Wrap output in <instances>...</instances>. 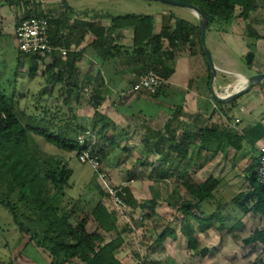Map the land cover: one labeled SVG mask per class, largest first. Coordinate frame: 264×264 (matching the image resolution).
<instances>
[{"label":"trees","instance_id":"trees-1","mask_svg":"<svg viewBox=\"0 0 264 264\" xmlns=\"http://www.w3.org/2000/svg\"><path fill=\"white\" fill-rule=\"evenodd\" d=\"M182 1L201 8L208 19V30L217 25L225 28L236 18L246 20L251 11L256 9V5L249 3L237 15L235 0ZM69 8L73 10L72 7ZM30 16H46L49 19L51 43L66 49V55H58V51L50 54H25L20 51L19 63L21 65L28 60V72L32 78L38 74V62L42 61L44 65V86L33 95L35 101L32 106L23 105L28 97L24 90L21 91L16 86L9 94L0 87V202L11 210L20 231L28 232L30 240L49 253V264H74L76 260L82 264H124L116 252L123 242V232L127 226L118 228L116 212L110 210L102 199L104 195H109L104 185L96 184L101 198L91 210V216L98 225L94 231L88 229V217L73 220L77 200L68 194L67 188L71 187L70 180L74 174V169L70 166L71 159L75 156L79 159L81 150L89 146L81 145L79 140L87 128L91 127L99 136L93 152L99 156L102 164L116 148H129L127 145L121 146L118 135L111 138L106 135L109 129L116 130V125L98 110L90 126L80 119L78 106L83 99V84L80 80L81 71L76 63L79 58L71 50L73 40L69 36H62L53 28L55 24L60 26L61 20L39 10L28 12L22 18ZM95 16L99 19L109 18L111 26L106 27L100 21L92 22L88 30L81 31V36L87 31L94 33L96 37L92 46L101 55L107 54L112 47H119L117 44L111 46L107 30L132 27V55L150 59L144 72L155 70L166 79L174 70L165 61L174 58L175 54L164 50V39H168L173 46L180 42L192 48L197 39L201 45V30L197 18L193 22L174 15L165 16V24L157 33L153 14L96 13ZM246 32L252 40L264 37V34L250 25L246 27ZM253 44V41L249 42V45ZM47 56L52 57V62L45 63ZM247 57L252 65L254 52H249ZM94 98L97 99V104L101 103L98 93L94 92ZM154 136L156 140L153 139ZM244 140L243 135L218 124L189 129L178 137L169 122L165 131H156L145 138L148 151L159 158L158 167L144 158H138L137 162L150 166L160 177H170L176 174L175 169L168 167L171 161L201 160L205 151L217 152L220 147L241 150ZM42 141L54 146L55 150L47 151ZM252 170L247 174L248 190L237 192L231 202H221L216 198L215 192L221 180L215 175L211 174L199 181L180 170L181 185L185 191L174 189L165 198L166 204L177 213L160 233V238L176 239L178 231L171 224H180V231L187 240L188 248L195 255L201 256L208 255L211 250L208 246H202L199 232L215 228L220 232L226 230L239 239L246 224L234 221L229 216L228 205H236L242 210L248 203H252L251 210L264 212V185L258 182L256 171ZM122 188L126 192L124 200L131 209L144 206L148 209L146 217L158 215L156 198L140 202L130 186ZM111 232H117V236L107 240L105 234ZM243 242L246 246L261 244L264 247V228L254 229L243 238ZM253 264L263 263L256 261Z\"/></svg>","mask_w":264,"mask_h":264},{"label":"rangeland","instance_id":"rangeland-1","mask_svg":"<svg viewBox=\"0 0 264 264\" xmlns=\"http://www.w3.org/2000/svg\"><path fill=\"white\" fill-rule=\"evenodd\" d=\"M13 0H0V5L9 4ZM19 2L21 0H18ZM33 1L35 7L42 9L43 5H48L46 0H30ZM65 10V15H70L69 6H73L77 13L88 12L93 13H146L156 15L165 8H179L180 6L166 4L160 1L148 0H58ZM236 14L239 15L244 7L249 3L256 5V9L252 10L249 18L243 20L236 18L237 29L241 36L245 35L248 41L244 46L245 59L237 57V69L246 75H251L252 66H264V37L252 40L246 32L248 25L254 27L259 33L264 34V0H235ZM65 5V7H64ZM25 3L12 4V11L0 13V87L5 89L9 94L16 88L25 91L28 95L23 105L32 106L35 101L33 95L36 94L44 86V78L42 72L44 65L38 62L37 76L31 77L28 69V60L23 64L19 63L20 50L17 46L16 36L13 32V14L21 10ZM188 11H191L188 9ZM13 12V13H12ZM69 13V14H67ZM22 13L21 18L24 17ZM197 17V16H196ZM198 19V17H197ZM20 21V19H19ZM217 27H219L217 25ZM245 31L246 34L241 33ZM243 34V35H242ZM253 41V45L249 42ZM253 51L252 65L249 64L248 53ZM214 52V51H213ZM87 72L86 68H83ZM85 76V75H84ZM240 75H233L237 81ZM17 79V83H16ZM246 80V79H245ZM245 82V81H244ZM122 85L120 91H111V96L119 108L125 105V99L133 96L127 84ZM245 85V84H244ZM88 83L83 84V99L78 108L82 121L89 123L98 110L101 114L106 115V108H101V104H97L94 98V91L90 89L86 91ZM124 89V90H123ZM143 102L134 100L128 110L142 109ZM147 105V104H146ZM148 106V105H147ZM108 116V115H106ZM112 121L111 118H109ZM138 120H135L129 127L132 131V138L123 139L121 134H109V137L118 135L121 146H128L129 150L116 148L109 157V160L103 162V168L108 173L107 181L116 187L130 186L134 196L140 202L144 199L156 198L158 205L156 207L158 215L145 216L148 209L144 206L137 209L118 206L109 195L102 197L110 210L116 212L118 216V228L127 226L123 232V242L117 250L116 255L124 264H253L254 262H262L264 264V247L261 244L246 246L243 238L247 237L256 228H264V212L251 210L252 203H248L245 209L240 210L236 205H228L229 216L234 221H244L245 229L240 232L239 239L226 230L220 232L215 228L209 229L207 232H199V239L202 246H208L210 252L206 256L195 255L188 248L187 240L180 231V224L173 223L178 235L176 239L168 237L165 240L160 238V233L164 228L173 221L176 210L169 207L164 201L165 198L174 190L185 191L181 185L179 173L185 171L189 175L194 176L199 181H203L212 171L205 170V153L201 160H187L179 162L176 159L171 161L168 167L175 169V175L170 177H160L154 173L150 166L142 165L137 162L138 158L148 159L156 167L159 165L158 156L150 153L144 143L143 138L152 134L145 128H140ZM91 125V124H90ZM89 125V126H90ZM116 129L118 124L115 123ZM124 127H128L125 124ZM112 130L109 129V131ZM115 130V129H114ZM107 135V133H106ZM122 136V137H121ZM152 142V141H151ZM47 151L55 150V147L41 142ZM163 166V164H160ZM70 166L74 169V174L70 180L71 187L67 188L69 195L77 200L76 214L73 220L79 217H88L89 231L97 228V223L91 216V210L95 203L101 198L100 191L97 188L98 183H104L98 177V173L89 163H82L77 156L70 161ZM246 164L239 170L230 169L226 172V180L220 184L215 192L216 198L221 202H231V199L237 192L247 191L249 182L247 180ZM181 170V172H180ZM213 173L218 174L217 170ZM101 181V182H100ZM101 185V184H100ZM102 186V185H101ZM22 231L14 221L11 210L0 202V264H49L50 256L46 250L39 248L33 241L28 240L24 247H18L22 239ZM107 240H111L117 236V232L105 234ZM74 264H82L76 260Z\"/></svg>","mask_w":264,"mask_h":264},{"label":"crops","instance_id":"crops-1","mask_svg":"<svg viewBox=\"0 0 264 264\" xmlns=\"http://www.w3.org/2000/svg\"><path fill=\"white\" fill-rule=\"evenodd\" d=\"M46 1L48 5H43L42 9L39 10L33 1L21 0L19 2L13 0L9 4L2 3L0 13L12 11V4L25 3L21 10L14 12L15 17L13 14L14 35L22 13L26 15L28 12L33 13L35 10H39L43 14L52 15L61 20L60 26L55 24L53 28L58 30L62 36H69L73 40L71 50L76 52L79 58L76 63L81 71L80 80L82 84L88 83L92 88L86 87L89 90L93 89L95 93L101 96V108H106V115L118 124L116 130L112 129L107 132L108 137L110 133H116L121 134L123 139H131L134 135L131 134L129 125L133 124L135 120H138L140 128H145L154 134L156 131H165L166 124L170 122L178 137L189 129L198 128L202 125L218 124L222 128H228L243 135L245 138L244 147L241 150L235 147H220L217 152L205 151V170L212 171L209 175H215L223 183L226 180V172L230 169L232 171L239 170L246 164L245 174H249L251 169L253 172L256 170L259 149L264 145V81L229 103H221L212 96L210 67L198 39L192 48L188 44L180 42L173 46L168 39H164V50L172 51L175 54L174 58L165 61L168 66L173 68V74L156 95H151L145 91L135 92L132 90V83L136 80V75L144 72V67L150 62V59L132 55L133 28L107 30L106 34L111 40V46L117 44L119 47H112L103 56L92 46L96 37L95 34L87 31L82 37L81 31L88 30L90 23L98 21L109 27L111 26L109 18L99 19L95 16L96 13H77L73 6H71L73 8L71 14L65 15V10L62 9L63 7L58 0ZM188 9L180 6L178 9L165 8L162 12L156 13L154 15L155 31L157 33L161 31L165 24L164 17L168 15L196 22V15L191 9H189L191 11ZM236 27L235 19L225 28L212 26L207 33L208 45L218 68L215 89L220 94L225 93L227 87H229L230 92L237 91L235 89L245 84L242 78L245 79L248 76L237 69V57H245V44H248V41L243 35L246 34L245 31H241L243 33L241 36ZM58 55H61L60 51H58ZM39 62L42 64V61ZM50 62H52V57L47 56L45 63ZM252 67L255 71L251 75L264 71V66L261 64ZM83 68L87 69L85 76L83 75ZM237 74L242 78L239 76L240 79L235 81L233 75ZM125 84L133 96H128L125 99V105L119 108L111 96V91H120L122 85L126 87ZM134 100L143 102L140 106L142 109L139 108L135 111L127 109V107H131ZM93 120L91 119L87 124H92ZM125 124L128 127H124ZM149 136L151 134L143 138L144 145L145 138H149ZM153 139L156 140V137L154 136ZM145 147L148 150L146 145ZM213 170H217L218 174L213 173ZM21 234L22 239L18 247H24L26 242L30 240L28 232H21Z\"/></svg>","mask_w":264,"mask_h":264},{"label":"built area","instance_id":"built-area-1","mask_svg":"<svg viewBox=\"0 0 264 264\" xmlns=\"http://www.w3.org/2000/svg\"><path fill=\"white\" fill-rule=\"evenodd\" d=\"M17 46L22 53L25 54H50L53 51H60L65 57L66 49L54 46L50 38V22L46 16H30L21 18L15 30ZM167 79L156 72L149 70L147 72L136 75V80L132 83V90L135 92L145 91L151 95L159 93L161 88L167 83ZM88 91V87L85 88ZM229 87L226 88L222 95H230ZM239 121V119H237ZM99 139L98 134L91 127L87 128L79 137L81 145H89L81 150L79 160L82 163H89L93 169L98 172V177L104 183L106 192L116 205L127 207L128 204L124 200L126 192L123 186L116 187L111 185L108 179V173L103 168V164L99 160V156L93 152V147ZM258 162L256 167V176L259 183L264 185V145L260 147L257 156Z\"/></svg>","mask_w":264,"mask_h":264},{"label":"water","instance_id":"water-1","mask_svg":"<svg viewBox=\"0 0 264 264\" xmlns=\"http://www.w3.org/2000/svg\"><path fill=\"white\" fill-rule=\"evenodd\" d=\"M148 1H160L170 5L181 6L185 8L191 9L194 14L198 17L199 20V27L201 30V46L203 49V53L206 57V60L210 67V90L212 96L221 103H229L230 101L234 100L235 98L239 97L243 93L249 91L255 85L264 81V71L249 75L246 78V84L243 88L232 92L230 95H222L217 92L215 89V79L217 74V66L215 64L211 49L208 45L207 33H208V19L206 14L201 10V8L193 3L185 2L182 0H148ZM231 86V84H230Z\"/></svg>","mask_w":264,"mask_h":264},{"label":"bare ground","instance_id":"bare-ground-1","mask_svg":"<svg viewBox=\"0 0 264 264\" xmlns=\"http://www.w3.org/2000/svg\"><path fill=\"white\" fill-rule=\"evenodd\" d=\"M242 76H243V75H242ZM240 77H241V76H240ZM241 78H242V77H241ZM245 79H246V78H245ZM245 79L242 78V80H244V81H245L244 83L246 84V80H245ZM242 82H243V81H242ZM236 86H238V85H236ZM234 87H235V86H234ZM243 87H244V85H242V87H240V88H238V89H235V88H234V89H235V90H239V89H241V88H243Z\"/></svg>","mask_w":264,"mask_h":264}]
</instances>
